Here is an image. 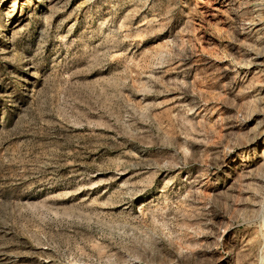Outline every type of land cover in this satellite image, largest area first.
<instances>
[{"label":"rangeland","instance_id":"obj_1","mask_svg":"<svg viewBox=\"0 0 264 264\" xmlns=\"http://www.w3.org/2000/svg\"><path fill=\"white\" fill-rule=\"evenodd\" d=\"M0 264H264V0H0Z\"/></svg>","mask_w":264,"mask_h":264}]
</instances>
